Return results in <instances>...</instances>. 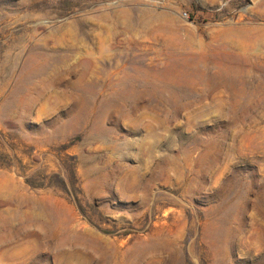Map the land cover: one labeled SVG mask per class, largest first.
<instances>
[{
    "label": "rangeland",
    "instance_id": "rangeland-1",
    "mask_svg": "<svg viewBox=\"0 0 264 264\" xmlns=\"http://www.w3.org/2000/svg\"><path fill=\"white\" fill-rule=\"evenodd\" d=\"M0 264H264V0H0Z\"/></svg>",
    "mask_w": 264,
    "mask_h": 264
}]
</instances>
